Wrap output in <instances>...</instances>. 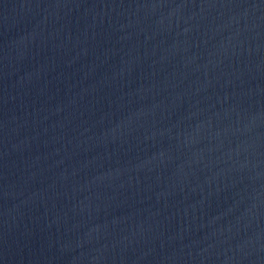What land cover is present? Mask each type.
Segmentation results:
<instances>
[{
	"label": "water",
	"instance_id": "obj_1",
	"mask_svg": "<svg viewBox=\"0 0 264 264\" xmlns=\"http://www.w3.org/2000/svg\"><path fill=\"white\" fill-rule=\"evenodd\" d=\"M0 264H264V0H0Z\"/></svg>",
	"mask_w": 264,
	"mask_h": 264
}]
</instances>
